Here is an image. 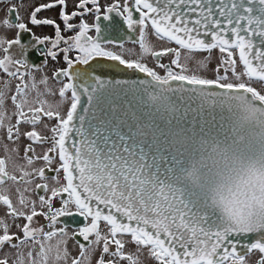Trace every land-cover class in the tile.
<instances>
[{
	"label": "snow or ice",
	"instance_id": "1",
	"mask_svg": "<svg viewBox=\"0 0 264 264\" xmlns=\"http://www.w3.org/2000/svg\"><path fill=\"white\" fill-rule=\"evenodd\" d=\"M0 28V264H264V0H45Z\"/></svg>",
	"mask_w": 264,
	"mask_h": 264
},
{
	"label": "flooded vegetation",
	"instance_id": "2",
	"mask_svg": "<svg viewBox=\"0 0 264 264\" xmlns=\"http://www.w3.org/2000/svg\"><path fill=\"white\" fill-rule=\"evenodd\" d=\"M45 2V0H0V21H2L3 19L7 18L9 15V9L13 7V5L17 6V12L18 14L24 18V20L26 21L28 19L29 13L32 10V6L35 4H39ZM77 2V0H68V11L71 12L74 10V6L75 3ZM59 11V9H54V10H50V11H44L40 14L41 17H56L57 12ZM15 14H13V18H14ZM86 20H91V16H86L85 17ZM30 27L33 28V32L38 35V36H44V35H49V36H54V29L51 26H46V27H37V26H31ZM0 34H5V30L0 28ZM8 36H12L14 35V32H7L6 33ZM74 33H66V35H73ZM130 36H132L133 38L136 37L135 33H129ZM27 38V37H25ZM155 44V42H153ZM130 46H135L139 49L138 44H134L131 40H126L125 42V48H129ZM131 49V48H130ZM125 55L130 58V59H137L139 58V54L136 51H133V54H128L125 53ZM153 60V59H152ZM164 62H168V61H164ZM153 65V64H152ZM151 64H149V66H152ZM63 66V61L62 59L59 62H54L49 60L47 65H41L40 69L37 71V78H39V76L47 74L49 77L52 76V73L54 72V70L56 68H59ZM50 83L54 86V87H58V85L56 84L55 81H50ZM47 100L49 98L52 99L51 96H47L46 97ZM1 156V155H0ZM49 176H51V173H48ZM13 199H15V197H13ZM4 214V210L3 208H0V216H2ZM9 222L11 223V220H9ZM22 221H17V223H20ZM37 226H46L47 225V221L44 219H37L36 221ZM75 224L70 225V227H75ZM101 227H103V224L101 225ZM45 230L47 231L48 228L45 227ZM12 231L15 232L16 229L13 227ZM56 239V238H54ZM77 239H80L79 237H77ZM74 242V252L75 255L78 252L77 246ZM37 251L39 250L38 247L36 249ZM27 251V249L25 250ZM11 254V253H9ZM250 256H252V254H250ZM249 256V257H250ZM248 257V258H249ZM258 258V257H256ZM255 258V259H256ZM50 262V261H49ZM50 264V263H49Z\"/></svg>",
	"mask_w": 264,
	"mask_h": 264
},
{
	"label": "rangeland",
	"instance_id": "3",
	"mask_svg": "<svg viewBox=\"0 0 264 264\" xmlns=\"http://www.w3.org/2000/svg\"><path fill=\"white\" fill-rule=\"evenodd\" d=\"M154 47L158 48L159 44L155 43ZM129 48L133 49V51H136L138 54H140V49H138L137 47L130 46ZM220 55L221 54L219 53L218 50H213L211 53L201 52L199 54V58L204 59V58L210 57L211 58L210 67H215V65L218 62V59H219ZM144 59H145V62H147L148 64H151V65L153 64V60H152L151 57L146 56ZM164 61H168V58H165ZM241 68H242V65L238 64L237 71H240ZM209 75H211V73H209ZM51 97H52L53 100H51V98L48 99V101L51 102V103H55L57 101V99H58V97H54V96H51ZM44 98H46V97H44ZM2 136H3V133L0 132V137H2ZM26 143H27L26 140H22L20 142V145H19V147H20V156L19 157H17L14 153H9L10 155L13 156V159H15L17 163H20V164L24 163V160L21 159V157H23V147H24V144H26ZM4 144H7L10 148L15 147V145H13L10 141H7L6 139L0 141V155L1 156L5 155V150H4V147H3ZM41 151H42V149L37 147V153L39 154ZM9 170L12 171L11 162L9 163ZM8 187H12L11 182H9ZM51 243L55 244L56 243V239H53V241ZM68 248L72 252V254L75 255V252H74L75 247H74V242L72 240L69 241ZM256 257H258V254H252V256H250L249 259L253 260ZM49 263L52 264V261L50 260Z\"/></svg>",
	"mask_w": 264,
	"mask_h": 264
},
{
	"label": "water",
	"instance_id": "4",
	"mask_svg": "<svg viewBox=\"0 0 264 264\" xmlns=\"http://www.w3.org/2000/svg\"><path fill=\"white\" fill-rule=\"evenodd\" d=\"M117 78L137 79V78H146V77H144L143 74H140L139 76H133L130 73H125L122 74V77H117Z\"/></svg>",
	"mask_w": 264,
	"mask_h": 264
}]
</instances>
